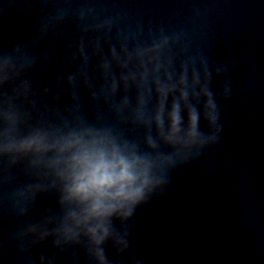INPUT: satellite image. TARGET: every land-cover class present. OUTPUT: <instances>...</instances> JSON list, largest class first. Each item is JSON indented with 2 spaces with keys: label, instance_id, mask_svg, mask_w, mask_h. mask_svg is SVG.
I'll return each instance as SVG.
<instances>
[{
  "label": "clouds",
  "instance_id": "obj_1",
  "mask_svg": "<svg viewBox=\"0 0 264 264\" xmlns=\"http://www.w3.org/2000/svg\"><path fill=\"white\" fill-rule=\"evenodd\" d=\"M42 11L55 12L57 26L49 29L47 24L37 29L31 51L18 64L7 56L0 58V93L7 99L10 92H27L32 84L44 87L45 93L55 88L52 100L57 106L73 101L79 107L91 108L95 123L72 133L58 146L63 158V168L58 173L63 182L60 204L67 207L58 227H51L52 218L42 219L51 211V200L31 208V220L24 231L34 239L27 249H20L12 258L15 264H62L65 254L71 251L72 264H119L121 252L128 247L115 228V224L132 218L137 209L152 202L154 197L168 194L171 184L170 172L177 167L172 156H154L155 142L149 138L142 150L138 143L122 138V133L99 113L95 88L97 82L108 79L110 60L120 65L121 55L127 56L128 38L135 34L145 40L156 34L171 32L179 35L185 30L143 25L131 28L126 17L120 13L110 14L107 9L96 6L91 0H37ZM104 29V31H101ZM91 34V38L85 39ZM168 37H164L167 43ZM159 47V46H157ZM119 49V51H118ZM184 49L178 47L177 57ZM110 58V60H109ZM79 61V63H77ZM186 73V68H183ZM76 73H80L77 80ZM185 76L182 74L181 81ZM115 79L111 82V95L118 91ZM182 98L184 94H181ZM218 97H231V86L225 83ZM109 110L111 105L108 106ZM204 118L209 125L219 119L218 104L213 94L205 90ZM169 133L164 143L168 147L182 145L187 148L206 143L198 137L200 116L189 109L188 133L181 138L178 105L174 104L169 116ZM157 128L162 126L161 115L156 117ZM221 129H217L219 132ZM209 139L217 141L218 137ZM43 145L32 139L22 143L19 150L28 151ZM45 150H47L45 148ZM187 155L179 158L180 165H188L199 159ZM22 210L21 214L24 213ZM52 239H49V238ZM109 249L115 259L109 257ZM51 253V254H49ZM8 259L6 251L0 252Z\"/></svg>",
  "mask_w": 264,
  "mask_h": 264
}]
</instances>
